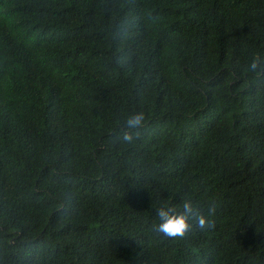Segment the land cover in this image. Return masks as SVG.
Instances as JSON below:
<instances>
[{"label": "trees", "instance_id": "1", "mask_svg": "<svg viewBox=\"0 0 264 264\" xmlns=\"http://www.w3.org/2000/svg\"><path fill=\"white\" fill-rule=\"evenodd\" d=\"M253 53L264 0H0V264H264Z\"/></svg>", "mask_w": 264, "mask_h": 264}, {"label": "clouds", "instance_id": "2", "mask_svg": "<svg viewBox=\"0 0 264 264\" xmlns=\"http://www.w3.org/2000/svg\"><path fill=\"white\" fill-rule=\"evenodd\" d=\"M264 68V55L253 53L248 61L247 70L255 72ZM145 116L143 112H137L128 116L125 120L124 128L120 139L125 143H132L134 136L138 134V129L144 124ZM217 205L208 202L206 210H198L190 200H184L180 205L163 204L156 210V217L159 221L155 225V230L167 237H183L190 231L194 221V226L200 230L212 228L213 217L216 215Z\"/></svg>", "mask_w": 264, "mask_h": 264}]
</instances>
